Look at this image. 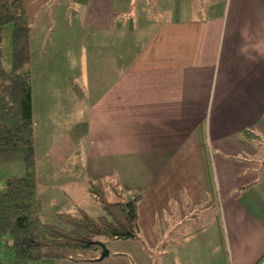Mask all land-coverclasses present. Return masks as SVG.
Returning a JSON list of instances; mask_svg holds the SVG:
<instances>
[{
    "label": "crops",
    "instance_id": "crops-1",
    "mask_svg": "<svg viewBox=\"0 0 264 264\" xmlns=\"http://www.w3.org/2000/svg\"><path fill=\"white\" fill-rule=\"evenodd\" d=\"M72 1L68 156L79 142L87 180L141 193L137 214L164 192V264H264V0ZM37 65L34 155L61 116Z\"/></svg>",
    "mask_w": 264,
    "mask_h": 264
},
{
    "label": "trees",
    "instance_id": "trees-1",
    "mask_svg": "<svg viewBox=\"0 0 264 264\" xmlns=\"http://www.w3.org/2000/svg\"><path fill=\"white\" fill-rule=\"evenodd\" d=\"M6 25H11L8 71L2 65L1 47ZM29 35L21 0H0V164L23 165L22 176L7 178L0 191V264H40L42 259L67 264L79 261L73 256L77 251L101 250L103 240H136L141 193L88 180V193L99 204L101 216L93 219L76 210L59 213L54 223L41 221L30 74L25 69L30 60ZM107 192L111 201L106 200Z\"/></svg>",
    "mask_w": 264,
    "mask_h": 264
},
{
    "label": "rangeland",
    "instance_id": "rangeland-1",
    "mask_svg": "<svg viewBox=\"0 0 264 264\" xmlns=\"http://www.w3.org/2000/svg\"><path fill=\"white\" fill-rule=\"evenodd\" d=\"M21 2L31 34L30 65L25 69L34 77L37 71L40 74L41 70L37 64L46 63L48 72L53 74L57 82L56 91L54 87L48 92L50 106L52 109L57 106V109L53 110L61 113L58 119H47L48 125L45 126L44 123L34 132L40 219L43 223H54L59 213H72L76 210H81L95 219L102 215V210L88 193V180L80 168L79 142L75 144L74 152L68 156L71 147L69 142L75 137L73 123L79 120L83 107L75 108L73 113L72 108L62 102L59 96L62 88L66 86L63 82L67 79L72 81L71 85L76 84L72 80L75 75L71 67L76 60L77 44L74 43L66 51L63 44L68 40L62 39V34H78L81 9L76 8L72 0H21ZM10 32L11 25H6L3 28L1 44L2 65L6 71L10 69ZM37 92L38 88L34 84V94ZM51 99L55 102L52 103ZM22 173L23 165L20 161L0 164V191L7 178L20 177ZM158 195V198L146 201L143 199L137 214L139 219L137 224L138 222L140 224L136 240H103V245L108 251V256L104 259L94 260L101 250H83L73 255L79 261L67 264H164V192ZM105 196L107 201L112 200L110 193L107 192ZM93 256L96 257L91 259ZM40 264H54V261L42 259Z\"/></svg>",
    "mask_w": 264,
    "mask_h": 264
},
{
    "label": "water",
    "instance_id": "water-1",
    "mask_svg": "<svg viewBox=\"0 0 264 264\" xmlns=\"http://www.w3.org/2000/svg\"><path fill=\"white\" fill-rule=\"evenodd\" d=\"M99 247L101 249V252H100L98 258L96 259V261H101L106 256H108V251L106 250L105 246L103 244H99Z\"/></svg>",
    "mask_w": 264,
    "mask_h": 264
}]
</instances>
